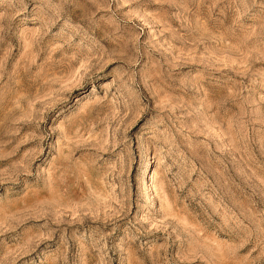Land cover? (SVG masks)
<instances>
[{"label":"rangeland","instance_id":"obj_1","mask_svg":"<svg viewBox=\"0 0 264 264\" xmlns=\"http://www.w3.org/2000/svg\"><path fill=\"white\" fill-rule=\"evenodd\" d=\"M0 264H264V0H0Z\"/></svg>","mask_w":264,"mask_h":264}]
</instances>
